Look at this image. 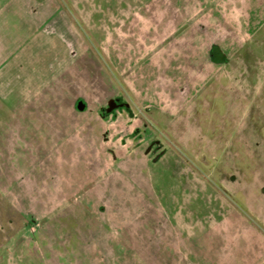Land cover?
<instances>
[{"label":"rangeland","instance_id":"rangeland-1","mask_svg":"<svg viewBox=\"0 0 264 264\" xmlns=\"http://www.w3.org/2000/svg\"><path fill=\"white\" fill-rule=\"evenodd\" d=\"M151 253L264 264V0H0V264Z\"/></svg>","mask_w":264,"mask_h":264},{"label":"flooded vegetation","instance_id":"flooded-vegetation-1","mask_svg":"<svg viewBox=\"0 0 264 264\" xmlns=\"http://www.w3.org/2000/svg\"><path fill=\"white\" fill-rule=\"evenodd\" d=\"M127 108H128V105L125 102H123L120 98H115V99H110L109 100L108 105H107V107L105 109V112H106V114L111 115L112 113H114V112H116V111H118L120 109L122 111L128 110ZM150 144H152V145H158V142L157 141H154V142H152ZM149 149L151 151L152 148H149ZM149 154H150V152H149Z\"/></svg>","mask_w":264,"mask_h":264},{"label":"crops","instance_id":"crops-1","mask_svg":"<svg viewBox=\"0 0 264 264\" xmlns=\"http://www.w3.org/2000/svg\"><path fill=\"white\" fill-rule=\"evenodd\" d=\"M38 18H40V16H37ZM169 241V240H168ZM168 241L165 239V241H164V245H165V247H166V249H168L169 248V246L172 248V246H171V244H172V242H171V244L170 243H168ZM170 249V248H169ZM175 249V248H174ZM176 250V249H175ZM179 252V251H178ZM181 252V251H180ZM175 253H176V251H175ZM149 256V263H154V262H156L157 260H159V259H157V258H159L158 256H155L153 253H151L150 255H148ZM155 259V260H154ZM160 261V260H159ZM183 261V262H182ZM185 261L186 260H181V262H182V264H185ZM155 264V263H154Z\"/></svg>","mask_w":264,"mask_h":264},{"label":"trees","instance_id":"trees-1","mask_svg":"<svg viewBox=\"0 0 264 264\" xmlns=\"http://www.w3.org/2000/svg\"><path fill=\"white\" fill-rule=\"evenodd\" d=\"M217 50H219L218 47H217L216 45H213V46L211 47L210 51H209L210 59H211L213 62H216V63L219 62V61H217L216 58H214V55H216V54L218 53Z\"/></svg>","mask_w":264,"mask_h":264},{"label":"water","instance_id":"water-1","mask_svg":"<svg viewBox=\"0 0 264 264\" xmlns=\"http://www.w3.org/2000/svg\"><path fill=\"white\" fill-rule=\"evenodd\" d=\"M78 109H80V110H81V108H79V107H78Z\"/></svg>","mask_w":264,"mask_h":264}]
</instances>
